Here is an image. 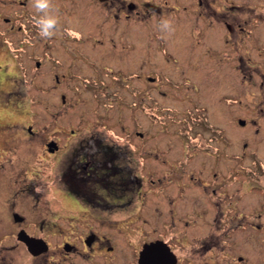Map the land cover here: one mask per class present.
<instances>
[{
    "label": "flooded vegetation",
    "instance_id": "1",
    "mask_svg": "<svg viewBox=\"0 0 264 264\" xmlns=\"http://www.w3.org/2000/svg\"><path fill=\"white\" fill-rule=\"evenodd\" d=\"M52 5L60 30L43 39L29 0H0V264H264V161L257 151L237 150L239 143L224 137L222 124L208 121L211 114L221 123L224 110L239 109L230 76L223 87V61L230 63L228 74L240 64L249 71L240 43H254L255 32L264 29L263 8L254 0ZM162 21L200 32L202 57L191 72H179L181 83L172 81L182 89L161 86V77L169 79L166 72L143 70L148 43L126 52L131 31L138 32L137 39L131 37L135 44L143 30H161ZM95 52L118 60L124 70L101 71L90 55ZM130 58L140 59L138 70H125ZM129 78L136 97L132 109L153 123L135 131L136 142L75 134L74 128L48 134L11 118L30 106L26 95L33 84L37 93L58 94L55 104L63 110L69 104L65 95L78 92L79 80L95 89L108 84L107 94L118 97L111 91L119 92ZM167 100L185 111L179 145L160 134V123L168 126L162 111L180 109ZM234 119L247 124L238 115ZM248 121L257 133L258 119ZM197 223L200 233L188 230Z\"/></svg>",
    "mask_w": 264,
    "mask_h": 264
},
{
    "label": "rangeland",
    "instance_id": "2",
    "mask_svg": "<svg viewBox=\"0 0 264 264\" xmlns=\"http://www.w3.org/2000/svg\"><path fill=\"white\" fill-rule=\"evenodd\" d=\"M254 1L256 6L263 8L262 10L264 11V0ZM81 16V14L76 15L73 21L78 22ZM131 32L134 36L128 34L129 47L126 51L127 54L131 55V53H134V50L132 51L133 45L138 49L137 47L140 46L142 42L145 47L146 43H148L151 48L143 51L144 59L142 63H140L143 70H159L166 72L169 79L167 80L161 77V86L166 89L169 88V90L182 89L184 86L183 84H178L177 87H175L176 85H174L172 81L181 83L183 78H181L182 75L179 72H191L194 70L192 64L202 57L203 49L200 43V32L191 27L187 28V31L180 28L174 29V31L143 30L141 33L142 41L135 40V44H133L131 37L134 39L138 32L136 30ZM255 35L254 43H240V53L244 58L249 57V71L240 64V69L238 71H232V73H229L231 75H229L227 73V67L230 63L226 58L225 61H223V87L226 90V87L229 86L226 84V77L230 76L232 78V88L233 90L237 89L239 94V109L233 112L231 111L232 113L224 110L221 123L216 121L211 114H208V121L213 125L222 124L224 137L228 139L231 138L236 141V143H239V147L236 148L237 150L257 151L258 157L264 161V117L262 116L264 112V29H259L255 32ZM159 48L160 51L157 52ZM163 49L166 52L162 53L161 51H163ZM226 49L227 47L225 46L224 52H226ZM166 54L172 57L175 56L174 59H176V61H174L173 58H169L166 62ZM90 55L91 58L95 60L94 65L97 66V68H103L101 71L105 72V68L108 69L109 67L112 70H124L122 63L118 60L114 61L105 57V55L102 57L97 52L91 53ZM139 61L140 59L133 60L130 58L127 61V65H125V70L127 72L138 70L137 65ZM47 64L50 65L49 63ZM82 70L89 71L91 68L83 65ZM187 75L189 76L188 73ZM191 79L194 80L193 77H191ZM126 82L127 85L125 82L123 86L118 85L121 86L119 92L111 91L112 93L118 94V97H115L113 94H107V92L111 90L108 84L96 87L95 89L90 86L85 87L81 84V80H79L78 92L73 93L72 90H69L65 95L69 104H67L63 110H58V105L55 104L59 101L58 94L43 95L37 93L35 91L37 90L35 89V84H33L29 95H26V101L30 103V106L28 107L26 105L25 112L23 111V113L20 111L21 113L18 114L19 111H14V116H11V118L26 119L32 122L34 129L38 130L44 127L45 132L48 134H69V129L74 128L75 134H110L117 137L132 138V141L136 142L138 139L136 138L135 131L141 129L145 130L147 121L150 122V125L153 123L144 111L142 113V111L132 109L130 104L136 99L131 90L133 79L129 78ZM123 100H125V102ZM171 102H176V107L180 109L176 108L162 111L168 126L160 123L161 130L165 131L160 134L165 135V137H163L164 141L174 139L176 144L179 145L180 136H182L181 131L183 130L185 111L182 108V104H179L178 101L167 100V103ZM261 107H263V110H260ZM140 114H143V117H141ZM237 115L245 118L247 124L244 126L239 124L234 119ZM247 118L258 119V122L253 124L255 127L259 128L257 133L252 132L254 127L248 125L250 121H248ZM137 119L140 121L141 125H139L140 123L138 124ZM233 119L235 121H233ZM149 129L151 130V126ZM145 136L150 139L152 137V132L148 130ZM243 142H246L245 147H242ZM176 151L177 156L183 155L182 151L181 153L179 150ZM244 163L247 164L248 160ZM254 200L257 207L259 204L262 205V196L259 192L255 194ZM256 213H258V210ZM145 228L150 230L149 226ZM188 228V230L197 234L202 230L200 223L189 225Z\"/></svg>",
    "mask_w": 264,
    "mask_h": 264
},
{
    "label": "clouds",
    "instance_id": "3",
    "mask_svg": "<svg viewBox=\"0 0 264 264\" xmlns=\"http://www.w3.org/2000/svg\"><path fill=\"white\" fill-rule=\"evenodd\" d=\"M36 15L32 17L38 34L43 39H50L60 30L59 19L55 14L52 0H29ZM161 30L174 31L169 21H162Z\"/></svg>",
    "mask_w": 264,
    "mask_h": 264
},
{
    "label": "water",
    "instance_id": "4",
    "mask_svg": "<svg viewBox=\"0 0 264 264\" xmlns=\"http://www.w3.org/2000/svg\"><path fill=\"white\" fill-rule=\"evenodd\" d=\"M239 123L242 124L243 123V120L242 119H239Z\"/></svg>",
    "mask_w": 264,
    "mask_h": 264
}]
</instances>
